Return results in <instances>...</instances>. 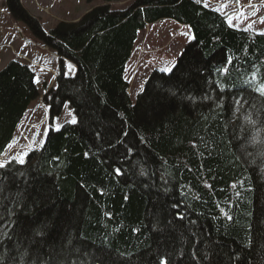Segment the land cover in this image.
I'll return each mask as SVG.
<instances>
[{"label":"trees","instance_id":"16d2710c","mask_svg":"<svg viewBox=\"0 0 264 264\" xmlns=\"http://www.w3.org/2000/svg\"><path fill=\"white\" fill-rule=\"evenodd\" d=\"M5 6L75 69L42 97V146L0 168V264H264V35L197 0L101 5L47 33ZM162 20L192 39L132 100L126 63ZM35 76L17 59L0 69V156ZM65 104L76 122L52 127Z\"/></svg>","mask_w":264,"mask_h":264},{"label":"rangeland","instance_id":"374dc122","mask_svg":"<svg viewBox=\"0 0 264 264\" xmlns=\"http://www.w3.org/2000/svg\"><path fill=\"white\" fill-rule=\"evenodd\" d=\"M134 1L115 0L103 3L99 0L91 2L85 0H18L19 5L37 21L44 33L61 22H77L89 10L97 6L106 5L110 10H124ZM200 2L226 15L228 25L233 28L258 34L264 33V0H238V2L237 0H200ZM3 5L2 0L0 7L5 12H0V68L14 59H19L22 63L27 59L29 61L27 63L35 69L37 74L36 83L40 94L42 93L40 82L46 83L48 89L54 86V79L60 68L69 75L74 72L75 67L71 62L58 61L56 52L42 45L32 27L20 19L12 18L7 14V8ZM191 39L188 27L171 20L153 23L138 33L132 56L125 68V78L129 82L128 92L132 100L151 72L174 66L182 49ZM134 66L137 69L133 77ZM73 118L74 115L65 104L52 126L59 127L64 123H73ZM21 122L22 126L17 134V140L10 150V155L16 152L14 154L16 157L20 154H27L30 149L33 150L38 146V143L42 141L41 138L48 131L49 121L45 105H42L39 97L30 104Z\"/></svg>","mask_w":264,"mask_h":264},{"label":"snow or ice","instance_id":"6c2138e0","mask_svg":"<svg viewBox=\"0 0 264 264\" xmlns=\"http://www.w3.org/2000/svg\"><path fill=\"white\" fill-rule=\"evenodd\" d=\"M197 2L199 3L200 0H197ZM237 2H238V0H237ZM205 6H207V5H205ZM230 19H231V18H229V20H230ZM261 34L264 35V33H261ZM174 67H175V66L165 67V68H162L161 71H162L163 73H165V74H171V73L174 71ZM256 91H258V92H260L262 95H264V84H261L260 87L256 89ZM72 122H73V123L76 122V121H75V118H73V121H72ZM24 155H26V154H20L18 157H13V159H16L19 163L22 164V163H24V159H23ZM86 155H87V154H86ZM4 167H5V163H0V168H4ZM115 171H116V174H117V175L121 174V173H120V169H116ZM179 218L182 219V217H179ZM159 264H169V261H168L167 259L161 257V258H160V261H159Z\"/></svg>","mask_w":264,"mask_h":264}]
</instances>
